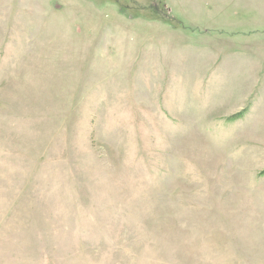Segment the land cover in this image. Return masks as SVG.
<instances>
[{
	"label": "rangeland",
	"instance_id": "374dc122",
	"mask_svg": "<svg viewBox=\"0 0 264 264\" xmlns=\"http://www.w3.org/2000/svg\"><path fill=\"white\" fill-rule=\"evenodd\" d=\"M261 108L264 0H0V264H264Z\"/></svg>",
	"mask_w": 264,
	"mask_h": 264
},
{
	"label": "bare ground",
	"instance_id": "6f19581e",
	"mask_svg": "<svg viewBox=\"0 0 264 264\" xmlns=\"http://www.w3.org/2000/svg\"><path fill=\"white\" fill-rule=\"evenodd\" d=\"M261 110H262V113L261 114H259V119H257V122L259 123L258 125H262V126H264V108L262 109L261 108ZM261 112V111H260ZM261 126V127H262ZM218 152V154H216ZM215 155H216V157H219V156H221V160H223V163H224V161H225V163L224 164H230V163H228L227 162V158H226V156H225V154H223V153H221L220 154V152L217 150V151H215ZM231 161V160H230ZM232 166V165H231Z\"/></svg>",
	"mask_w": 264,
	"mask_h": 264
}]
</instances>
